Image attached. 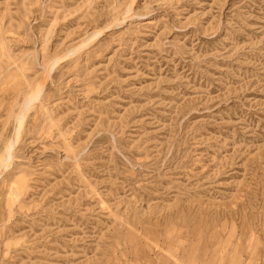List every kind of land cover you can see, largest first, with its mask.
I'll return each mask as SVG.
<instances>
[{
    "label": "rangeland",
    "instance_id": "374dc122",
    "mask_svg": "<svg viewBox=\"0 0 264 264\" xmlns=\"http://www.w3.org/2000/svg\"><path fill=\"white\" fill-rule=\"evenodd\" d=\"M0 264H264V0H0Z\"/></svg>",
    "mask_w": 264,
    "mask_h": 264
},
{
    "label": "bare ground",
    "instance_id": "6f19581e",
    "mask_svg": "<svg viewBox=\"0 0 264 264\" xmlns=\"http://www.w3.org/2000/svg\"><path fill=\"white\" fill-rule=\"evenodd\" d=\"M157 246V245H156ZM160 262V261H159Z\"/></svg>",
    "mask_w": 264,
    "mask_h": 264
}]
</instances>
